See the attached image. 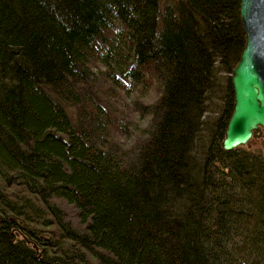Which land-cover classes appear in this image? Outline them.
<instances>
[{"label": "trees", "instance_id": "16d2710c", "mask_svg": "<svg viewBox=\"0 0 264 264\" xmlns=\"http://www.w3.org/2000/svg\"><path fill=\"white\" fill-rule=\"evenodd\" d=\"M240 5L0 0V264H264Z\"/></svg>", "mask_w": 264, "mask_h": 264}, {"label": "water", "instance_id": "95a60500", "mask_svg": "<svg viewBox=\"0 0 264 264\" xmlns=\"http://www.w3.org/2000/svg\"><path fill=\"white\" fill-rule=\"evenodd\" d=\"M246 45L233 70L234 111L222 146L232 151L264 129V0H240Z\"/></svg>", "mask_w": 264, "mask_h": 264}, {"label": "rangeland", "instance_id": "374dc122", "mask_svg": "<svg viewBox=\"0 0 264 264\" xmlns=\"http://www.w3.org/2000/svg\"><path fill=\"white\" fill-rule=\"evenodd\" d=\"M139 124L141 125L140 126V128H141V127H143L144 122H140ZM247 145H250V147L252 146V147H258V148H264V134L262 133L258 136H253L252 141ZM244 146H246V145H244Z\"/></svg>", "mask_w": 264, "mask_h": 264}]
</instances>
